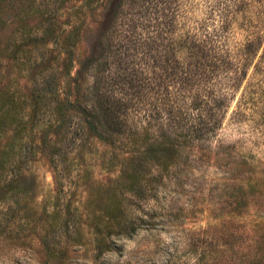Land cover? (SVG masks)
<instances>
[{
	"label": "trees",
	"instance_id": "16d2710c",
	"mask_svg": "<svg viewBox=\"0 0 264 264\" xmlns=\"http://www.w3.org/2000/svg\"><path fill=\"white\" fill-rule=\"evenodd\" d=\"M129 3L145 28L131 39L142 67L124 59L126 43L115 34ZM98 7L100 32L84 53V27ZM5 26L0 70L5 61L29 70L31 86L28 95L10 90L0 73V124L22 137L42 99L46 119L35 130L41 147L49 143L54 181L76 138L113 146L104 154L117 162L104 182L112 203L94 225L126 236L138 226L125 220L122 199L152 198L158 181L187 167L191 149L215 131L247 73L264 76V0H0V32ZM20 155L14 145L0 152V175L10 176L1 198L22 175Z\"/></svg>",
	"mask_w": 264,
	"mask_h": 264
},
{
	"label": "rangeland",
	"instance_id": "374dc122",
	"mask_svg": "<svg viewBox=\"0 0 264 264\" xmlns=\"http://www.w3.org/2000/svg\"><path fill=\"white\" fill-rule=\"evenodd\" d=\"M125 7L115 34L126 43L124 59L142 67L131 40L138 31L145 33L137 22L139 6ZM100 10L86 21L84 53L98 38ZM10 32V26L1 30L0 43ZM28 72L7 61L0 70L10 90L25 95L31 86ZM255 78L247 73L215 131L191 149L187 167L164 175L150 199H122L125 220L138 226L129 236L94 225L112 203L104 182L113 177L117 162L104 154L113 146L76 138L58 161L54 181L49 143L41 147L35 130L46 119L38 108L42 99L35 113L30 111L22 137L0 124V152L14 145L23 169L17 186L2 198L10 176L0 175V264H264V76Z\"/></svg>",
	"mask_w": 264,
	"mask_h": 264
}]
</instances>
